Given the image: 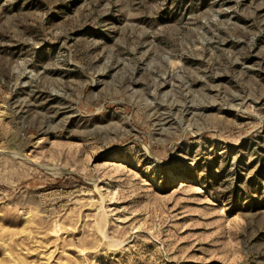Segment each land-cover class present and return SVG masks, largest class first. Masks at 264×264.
Returning a JSON list of instances; mask_svg holds the SVG:
<instances>
[{
  "label": "rangeland",
  "instance_id": "rangeland-1",
  "mask_svg": "<svg viewBox=\"0 0 264 264\" xmlns=\"http://www.w3.org/2000/svg\"><path fill=\"white\" fill-rule=\"evenodd\" d=\"M0 264H264V0H0Z\"/></svg>",
  "mask_w": 264,
  "mask_h": 264
},
{
  "label": "bare ground",
  "instance_id": "bare-ground-1",
  "mask_svg": "<svg viewBox=\"0 0 264 264\" xmlns=\"http://www.w3.org/2000/svg\"><path fill=\"white\" fill-rule=\"evenodd\" d=\"M99 230H101V229H99Z\"/></svg>",
  "mask_w": 264,
  "mask_h": 264
}]
</instances>
